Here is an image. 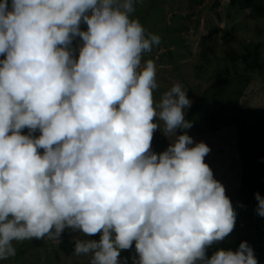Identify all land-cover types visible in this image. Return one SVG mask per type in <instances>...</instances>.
<instances>
[{
    "label": "clouds",
    "instance_id": "clouds-1",
    "mask_svg": "<svg viewBox=\"0 0 264 264\" xmlns=\"http://www.w3.org/2000/svg\"><path fill=\"white\" fill-rule=\"evenodd\" d=\"M134 12L135 0L0 2V260L70 229L90 264H258L246 241L207 254L237 215L210 147L187 134L188 90L155 97L143 56L161 40Z\"/></svg>",
    "mask_w": 264,
    "mask_h": 264
},
{
    "label": "rangeland",
    "instance_id": "rangeland-1",
    "mask_svg": "<svg viewBox=\"0 0 264 264\" xmlns=\"http://www.w3.org/2000/svg\"><path fill=\"white\" fill-rule=\"evenodd\" d=\"M133 18L139 19L146 33L156 34L161 40L143 56V61L152 60L156 66L159 87L154 95L157 99L175 83H180L188 90L187 95L193 105L210 85L231 77L235 72L247 73L256 82L264 83V8L240 13L232 6L231 0H135ZM227 56L233 58L232 63H228ZM236 65L238 70H233L232 66ZM157 132L167 142L163 148L165 151L169 140ZM35 135L40 133L37 131ZM234 139L233 130H223L220 136L215 135L208 142L199 141L211 149L205 161L220 164V170L228 168L227 165H237L235 150L228 149ZM157 148L152 143V150L159 153ZM221 149L225 151L220 153ZM238 169L239 166L237 172ZM215 175L217 173L214 179ZM236 180L224 186L228 197L238 189ZM232 204L237 215L235 227L242 230H233L225 240L217 243L228 244L234 237L248 233L258 264H264V225L249 210H244L238 201ZM246 215L250 219L239 222ZM78 235L66 229L60 240L45 236L19 242L15 245L16 255L0 260V264H90V257L75 252L67 256L59 248L64 241L74 244L73 238ZM99 237L98 233L92 238L98 240ZM133 255L134 245L132 249L121 252V257H128L129 261Z\"/></svg>",
    "mask_w": 264,
    "mask_h": 264
},
{
    "label": "trees",
    "instance_id": "trees-1",
    "mask_svg": "<svg viewBox=\"0 0 264 264\" xmlns=\"http://www.w3.org/2000/svg\"><path fill=\"white\" fill-rule=\"evenodd\" d=\"M231 4L240 13L264 8V0H231ZM227 57L228 63H232L233 58ZM233 66V70L238 68L237 65ZM186 119L193 124L187 134L195 142H208L213 136H220L223 130L234 131L235 141L228 145V149L235 150L233 153L237 157V165H227L228 168L220 170L221 165L216 162L205 163L215 166L212 168L213 174L217 173L215 179L221 181L223 186L238 179V189L229 197L231 202L238 201L244 210H249L264 225V217L256 212V194L264 197V83L256 82L254 77L247 73L235 72L231 77L222 79L203 91L186 113ZM28 131L24 129L22 133L27 134ZM178 134L184 133L178 130ZM152 143L158 147L159 153L163 152L167 144L157 131ZM224 151L221 149L220 153ZM221 162L224 163L223 158ZM237 166L240 167L238 172ZM249 219V215H246L241 217L239 222ZM234 230L242 228L236 226ZM245 241L250 245L248 233L234 237L228 244H214L207 254L210 257L219 249L235 251ZM59 248L65 255L71 256L75 245L64 241L60 243Z\"/></svg>",
    "mask_w": 264,
    "mask_h": 264
}]
</instances>
